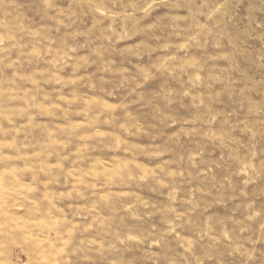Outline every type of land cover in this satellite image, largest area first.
<instances>
[{
  "label": "clouds",
  "instance_id": "clouds-1",
  "mask_svg": "<svg viewBox=\"0 0 264 264\" xmlns=\"http://www.w3.org/2000/svg\"><path fill=\"white\" fill-rule=\"evenodd\" d=\"M0 264H264V0H0Z\"/></svg>",
  "mask_w": 264,
  "mask_h": 264
}]
</instances>
